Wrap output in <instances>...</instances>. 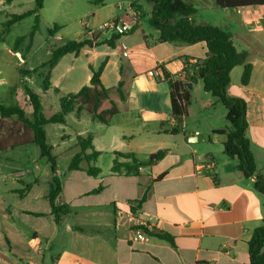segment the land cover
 <instances>
[{"label":"crops","instance_id":"obj_1","mask_svg":"<svg viewBox=\"0 0 264 264\" xmlns=\"http://www.w3.org/2000/svg\"><path fill=\"white\" fill-rule=\"evenodd\" d=\"M77 1L96 5L82 16L96 19L98 26L112 19L126 21L131 30L125 36L133 33L142 22L144 13H147L150 23L152 4L144 0ZM119 5L122 8L119 9ZM45 6L46 1L43 0L42 9L38 12L39 22ZM107 8H116L119 14L112 13L102 19ZM245 11L246 14L234 20L227 30L237 52L248 54L246 63L252 66L251 76L248 85L242 86L243 65L235 66L229 75L226 94L245 101L246 137L256 171L264 177V9ZM193 17L190 21L194 25H210L195 24ZM210 26L224 29L220 25ZM134 37L124 43L122 38L114 48H110L104 44L110 38L97 41L89 32L79 41L85 40L90 44L78 56L90 58L87 61V83L91 70H97L102 62L105 64L100 82L104 88L116 86L120 78L132 81L127 112L114 116L110 123L117 117L136 114L135 119L142 121L144 126L148 120L158 125V140L151 142L146 137L134 142L135 132L130 127L128 136L122 133L109 149L110 162L105 167L96 166L101 153L93 141L99 156L89 165L100 169L98 176H88L84 171L88 167L86 164L83 170H68L63 181L56 169L61 182V193L56 203L69 207V213L62 217L59 225L45 199L51 179L50 165L43 174H36L40 168L34 161L30 172L35 174L26 180L27 171L18 169L6 174L4 170L7 164L21 162V157L10 158L8 152L26 149L30 145L0 152V264H25L24 261L36 264L39 260L41 264L248 263L247 243L253 232L264 225V199L254 187L255 177L245 178L241 174L237 169L238 161L223 153L225 138L214 133L227 127L226 110L216 98L204 92L200 83H196L193 85L194 93L190 92L188 108L197 113L193 118L202 123L203 131L191 130L188 114L177 124L170 113L169 86L163 78V70L182 78L184 58L188 57L190 62L204 58L207 53L205 44L160 42L157 32L149 33L150 43H147L142 28L140 38ZM126 46H130L131 54L127 61H123L118 53H121V47L124 49ZM101 47L109 51L102 53L104 61L96 65L93 62L101 56L97 52ZM141 51L145 52L142 57L134 54ZM116 56L120 57L118 61L114 59ZM58 63L51 70L50 89ZM150 71H156L157 77H149ZM143 76V87L135 88ZM119 121L124 123L126 120ZM115 152L132 154L142 165L135 173L123 170L119 174L112 173L115 159L119 163L127 162L117 159ZM157 153L161 156L149 161L150 156ZM99 185L101 190L98 193H89ZM144 194L146 198L138 208L143 215L144 229L168 235L172 243L147 235L144 229L145 239L133 240L126 216Z\"/></svg>","mask_w":264,"mask_h":264},{"label":"trees","instance_id":"obj_2","mask_svg":"<svg viewBox=\"0 0 264 264\" xmlns=\"http://www.w3.org/2000/svg\"><path fill=\"white\" fill-rule=\"evenodd\" d=\"M11 1L6 0L7 3ZM144 1L152 4L150 24L158 34V41H180L187 44L203 42L207 50L204 58L195 59L193 62H190L188 57L184 58L185 67L182 78H176L166 70H163V78L169 86V106L172 118L179 124L187 116L192 86L200 83L204 92L216 98L226 110L227 127L214 132L225 138L222 143L224 155L238 161L237 169L245 178L255 177L254 187L262 194L264 199V177L256 171L255 160L246 137L245 101L241 98H231L226 94V88L230 82V72L237 65H243L240 84L242 86L248 85L252 71L251 64L246 63L248 54L237 52L228 30L210 25H194L190 21V18L195 14V8L185 0ZM213 1L217 7L222 9L264 7V0ZM34 4L33 10L10 15L1 25V34L6 35L14 24L26 17L34 16L33 26L28 33L26 53L29 52L33 39L39 29L38 12L42 9L43 0H35ZM58 30V28H54L53 31H49V34L52 35ZM124 36L112 35L104 44L110 48H114L116 42ZM21 39L18 38L16 41L15 52ZM89 44L90 42L85 40L69 41L51 50L49 59L38 68H34L31 71L19 70V82L23 86L24 102L30 109L29 116L18 105L4 106L0 104V152L31 144L38 148L40 158L46 159L50 165L51 179L48 183L45 199L50 206L57 225L60 224L62 217L69 213V207L56 203V199L61 193V182L56 176V162L55 158L51 155L52 148L47 143L44 127L50 124L65 125L67 114L75 113L78 117L83 111L90 116L92 121L108 125L114 116L127 112V100L132 81L120 78L116 86L108 89L104 88L100 82V75L105 64L102 62L97 70H91L89 87L84 85L77 92L61 97L59 100V112L45 117L39 94L32 87L25 85L24 77L27 74L37 72L38 69L47 68L40 86L41 90L46 92L51 87V70L56 66L58 61L68 54L77 57L81 50ZM6 121H13V123L12 127L6 130L8 131L7 134L3 136L4 123ZM15 125L19 126L20 129H12ZM76 145L79 148V152L72 157L68 170H83L81 163L86 162L88 164V167L84 169L86 174L90 177L98 176L100 169L94 165H89L91 162H95L99 156V153L92 146L91 136H78L76 138ZM115 156L116 158L124 157L129 159L130 164L119 163L115 159L111 167L112 173L119 174L121 170H124L125 173H135L138 166L142 165L136 161L132 154L115 152ZM160 156V153L153 154L150 156L149 161L158 159ZM100 190L101 185L89 193H98ZM145 198L146 195L144 194L136 202V205L131 206V210L135 211L138 209ZM145 233L172 243V238L168 235L151 233L147 230H145ZM247 247L249 256L247 264H264V225L253 232L250 241L247 243Z\"/></svg>","mask_w":264,"mask_h":264},{"label":"rangeland","instance_id":"obj_3","mask_svg":"<svg viewBox=\"0 0 264 264\" xmlns=\"http://www.w3.org/2000/svg\"><path fill=\"white\" fill-rule=\"evenodd\" d=\"M34 1L35 0H12L10 3H7L6 0H0V104L4 106L18 105L24 110L27 116L30 114V109L24 102L23 86L19 82V70L31 71L34 68H38L42 63L49 59L51 50L58 48L69 41H79L89 32L94 35L97 41H103L111 37V34L98 30L99 21L96 19L91 20L90 17L86 18L82 16V13L91 11L96 5L91 6L84 3L80 4L77 0H45L46 6L41 14L42 17L39 22V29L33 39L29 52L26 53L28 33L33 26L34 16L32 15L14 24L6 35L1 34V25L10 15L20 14L29 9H34ZM189 3L196 11L193 17L195 24L207 23L210 25H220L226 30L227 26L231 25L234 20H239L240 17H243L246 14L245 10L264 9V7L222 9L217 7L213 0H192V2L189 1ZM137 5H141V3L137 2ZM123 7L125 8V6ZM112 13L119 14L116 8H107L104 10V14L102 15L103 18H101L105 19ZM144 14L145 16L143 17L142 22L137 26L133 33L125 36L121 42H126L133 35L135 36L134 38L139 39L140 29L142 28L147 43H150L149 33L152 32L155 34L156 32L150 26L147 13ZM54 28H58L59 30L52 35L49 34V31H53ZM18 38H22L17 46L19 55L17 54V51H14ZM108 51L109 50L106 47L97 49V52L100 53L101 56L93 63L97 65L104 61L102 53ZM120 52L121 53L118 54H120L123 61H127V57L131 54V48L130 46H126L124 49L121 47ZM134 54L142 57L145 52H134ZM89 59V57L83 55L74 57L71 54L62 57L54 71V77L52 79L53 87L57 90H54L53 87L46 92L41 90L40 86L42 78L43 75L46 74L47 68L38 69L37 72L27 74L24 77V80L25 78L28 79L25 81V85L32 87L36 93L39 94L45 117H49L50 115L59 112V100L61 97H64L69 93H75L81 86L87 84L86 76L89 75L87 61ZM114 59L118 61L120 57L116 56ZM144 82L145 77H140L135 84V88L141 89L140 87ZM194 90L195 87L192 86L191 91H193V93ZM187 114L190 118L189 124L191 130L202 132V123L193 118L197 113L194 112L192 108H188ZM135 117L136 114L117 117L116 119H113L109 125H103L92 121L90 116L83 111L79 117H76L75 113L67 114L65 117V125L50 124L45 126L44 130L47 143L52 148L51 155L55 158L60 179H65L64 175L69 172L68 166L72 157L79 152V148L76 145L77 136H91L92 146L94 141L95 147L98 148V151H100L99 153H101L96 166L100 165L101 167H105L109 164V149L120 139L122 133H125L123 135L128 136L127 133L130 127L132 128V131L135 132V134H133L135 135L134 142H139L146 137L148 138V141L156 142L158 140V125L151 120H148L147 126H144L142 121L136 120ZM119 120L126 121L122 123ZM12 123L13 121H6L4 123L3 136L7 134L8 131L6 130L12 127ZM18 128L20 129L19 126L15 125L12 129L16 130ZM137 131L139 132V135L137 134ZM7 154L10 158L13 156L21 157V162L15 161L7 164V168L4 170L6 174H10L13 170H24L27 171L25 177L27 180L35 174V172H30V169L33 170L34 161H37L36 163L40 168L39 172H36V174H43V170L49 168V163L46 159L39 157V150L35 145H30L26 149L11 151ZM117 159H125L127 160L126 163L130 164V160L127 158L118 157ZM86 164V162H82L81 167H85ZM15 174H17V172L12 175ZM70 187L71 186L68 184L69 190ZM24 263L28 264L25 261ZM38 263L41 264L40 260L36 262V264Z\"/></svg>","mask_w":264,"mask_h":264},{"label":"built area","instance_id":"obj_4","mask_svg":"<svg viewBox=\"0 0 264 264\" xmlns=\"http://www.w3.org/2000/svg\"><path fill=\"white\" fill-rule=\"evenodd\" d=\"M119 9L122 8L121 5L118 6ZM130 10V8H128ZM99 31L106 32L112 35H125L131 30V26L126 23V21L122 19H112L106 21L98 27ZM156 71L148 72V76L151 78L157 77ZM183 77V75L181 76ZM127 220L131 225V230L133 232V240L134 241H142L145 239V235L143 233V229L145 226V222L143 219V215L139 209L135 211L130 210L127 214Z\"/></svg>","mask_w":264,"mask_h":264},{"label":"water","instance_id":"obj_5","mask_svg":"<svg viewBox=\"0 0 264 264\" xmlns=\"http://www.w3.org/2000/svg\"><path fill=\"white\" fill-rule=\"evenodd\" d=\"M86 86H88V87H89V86H90V84H89V83H87V84H86ZM173 131L175 132L176 130L174 129Z\"/></svg>","mask_w":264,"mask_h":264}]
</instances>
